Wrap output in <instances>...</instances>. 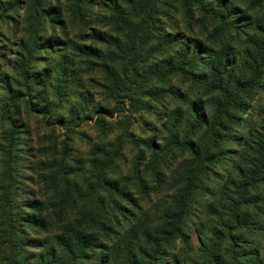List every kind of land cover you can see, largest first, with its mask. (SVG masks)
<instances>
[{"label":"trees","instance_id":"trees-1","mask_svg":"<svg viewBox=\"0 0 264 264\" xmlns=\"http://www.w3.org/2000/svg\"><path fill=\"white\" fill-rule=\"evenodd\" d=\"M97 2L106 11L95 23L110 31L80 34L70 50L58 35L42 40L39 31L19 54L21 84L32 97L17 94L15 104L42 115L50 130L63 129L66 140L50 138L47 149L54 155L46 168L49 205L36 198L12 217L22 230L0 228L8 241L22 235V251L31 255L10 263L110 264L108 243L120 218H128L126 202L139 208L162 192L169 173L176 180L170 193L140 208L126 227L122 264H187L175 249L190 241L192 217L199 237L194 264H264V103L249 139L235 130L264 93V23L251 21L264 0H79L80 22ZM46 14L55 21L62 11ZM86 38L91 42L81 43ZM44 51L49 64L35 72L31 65ZM159 113L153 124L148 116ZM88 118L102 134L91 137L82 159L68 143ZM15 135L10 130L4 146L11 160ZM127 144L140 197L113 173ZM29 230L54 236V244L47 247L44 234L28 237Z\"/></svg>","mask_w":264,"mask_h":264},{"label":"rangeland","instance_id":"rangeland-1","mask_svg":"<svg viewBox=\"0 0 264 264\" xmlns=\"http://www.w3.org/2000/svg\"><path fill=\"white\" fill-rule=\"evenodd\" d=\"M108 1V0H106ZM79 0H0V11L3 13L7 10L5 18H0V216H4V221L0 219V228H6V225L10 223L22 230L17 222L12 221L13 216L18 218L19 211L28 210L30 201L40 198L46 206L49 205L47 200V183L45 179L49 178L48 174L49 161H52L54 155H49L47 149L52 146L50 140L54 138V141H62L66 138L64 130L56 128L55 131L50 130L47 126L42 115L37 112H32L24 104L19 102L15 104L14 97L20 93H26L28 97H32L26 90H24L21 84L22 72L18 70L17 65L20 59V55L24 52L23 47L25 43L30 44L35 33L43 31L41 33L42 40H46L51 35H58L60 40H64L62 46L66 50L73 49L75 44L71 43L73 40L79 41L77 37L80 34L87 36L91 34V31H110L109 27L105 28L95 23L96 15L103 14L106 8L97 2L93 7L86 9V20L79 21ZM61 9V17H56L55 21H51L48 16L49 11H56ZM253 18L251 21H259L264 23V9L259 12L252 13ZM103 18V17H102ZM62 21V23H60ZM162 29L164 26H161ZM209 34H212L213 26H209ZM63 31H66V35ZM254 31V30H250ZM61 35V36H60ZM89 38L81 40V43H90ZM67 43V44H66ZM59 43L53 53H57V50L62 47ZM29 47V46H28ZM235 48L239 49L235 44ZM53 49L52 47L49 48ZM49 57V52H39L36 56L37 60L31 65L33 71L39 72L45 69L49 64L46 60ZM17 62V63H16ZM45 91V90H44ZM51 100L49 98L47 104ZM126 105L129 106L130 101L125 99ZM264 103V93L261 98L254 104L251 112L244 117L243 124H241L235 130L238 137L241 139L250 138L249 131L257 126L259 120L257 113ZM117 114H115V117ZM163 117L161 113L157 116H148L153 124H158V120ZM11 119V120H10ZM96 118H88L82 122L80 127L75 131L79 133H73L75 137V143L69 142L70 153L72 155L85 157L84 152L89 150V140L97 138L102 134L100 129L94 127ZM112 121V119H111ZM137 125L139 120L136 119ZM147 127V126H146ZM16 132L15 144L16 158L11 160L7 153L4 151V146L8 144L10 137V130ZM138 131V130H136ZM116 133V132H115ZM114 133V134H115ZM111 139H115L113 135ZM235 134V133H234ZM66 140V139H65ZM91 143V142H90ZM236 150H241L239 144H232ZM130 146L127 144L124 150L126 154V160L119 158L116 163L117 166L113 171L116 178L122 181V184L129 186L132 191H137L136 195L140 197V187L137 183H133L134 177L131 173V167L134 164V157ZM86 154V153H85ZM236 156V155H235ZM42 159L40 165L39 159ZM40 167L43 170V174L40 176L38 170ZM37 170V171H36ZM10 171L14 176L13 180H10ZM146 176L152 182L155 180L153 177ZM176 180L172 179L168 173L166 180L163 184L161 193H153L150 200L144 199L139 203L138 207H133V204L127 203V209L129 214L128 218H120L121 226L116 227L117 234L114 236L109 244V251L112 254L110 264H122L124 262V247L127 249L126 241L130 239V234L126 232V227L129 222H137L135 217L140 213V208L145 209L153 203H158L165 198L168 191L172 190ZM81 182V181H79ZM132 184V185H131ZM212 184V183H211ZM216 186V185H215ZM8 188H10V195H7ZM9 200V203L6 201ZM212 200L211 198L209 201ZM143 209V210H144ZM196 223V217H192L188 225L187 231L189 232V240L187 243L179 241L175 251L179 254L181 260L187 264H194L198 256L194 252L193 247L199 245L198 234L193 230ZM37 235L29 230L28 237H40L44 234ZM1 236V235H0ZM5 239L0 242V264H11L10 262L15 260V257H19L18 261L24 258H29L31 255L22 251L21 242L19 240L24 237L18 236L17 239H11L8 241L7 237L1 236V239ZM46 240L47 247L54 244V236L50 234H44L42 240ZM192 249L193 252L189 250ZM34 248H30L33 251ZM7 258V260H6ZM33 258L29 261L31 262ZM28 261V260H27ZM169 262L170 260L167 259ZM28 264V263H27Z\"/></svg>","mask_w":264,"mask_h":264}]
</instances>
